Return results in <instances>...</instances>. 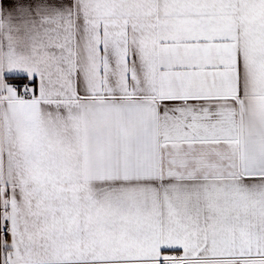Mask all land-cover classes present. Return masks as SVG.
I'll return each mask as SVG.
<instances>
[{
    "label": "snow or ice",
    "instance_id": "6c2138e0",
    "mask_svg": "<svg viewBox=\"0 0 264 264\" xmlns=\"http://www.w3.org/2000/svg\"><path fill=\"white\" fill-rule=\"evenodd\" d=\"M0 264H264V0H0Z\"/></svg>",
    "mask_w": 264,
    "mask_h": 264
}]
</instances>
